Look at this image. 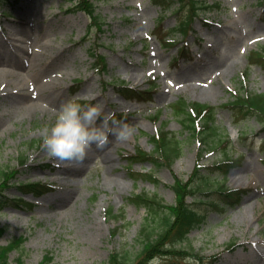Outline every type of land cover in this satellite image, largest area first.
Returning <instances> with one entry per match:
<instances>
[{"label": "rangeland", "instance_id": "obj_1", "mask_svg": "<svg viewBox=\"0 0 264 264\" xmlns=\"http://www.w3.org/2000/svg\"><path fill=\"white\" fill-rule=\"evenodd\" d=\"M91 1L103 24L101 31L95 28L88 33L92 22L89 12L80 9V0H0L1 42L21 45L27 52L39 46L49 52L60 51L52 57L64 52L49 70H40L36 80L29 76L30 82H52L68 100L83 101L84 106L93 105L85 100L96 97L99 102L95 105H101L104 113H112L114 118L124 114L127 120L120 123L135 130L126 142H117L109 135L105 150L113 168L98 156L83 175L76 167H62L58 175L45 181L55 166L44 150L43 139L60 108L28 111L12 106L9 98H0V185L5 180L2 172L19 169L13 178L16 185L4 189L3 194L24 197L32 205L0 211V229H5L0 244L27 238L21 250L9 255L10 262L15 264L23 256L24 264H38L49 252L53 264H111L110 255L118 251L127 255L128 264H140L142 227L156 225L145 207L132 205L129 199L144 193L174 204L175 178L188 179L196 166L199 144L189 137L172 110V104L184 98L217 106V125L224 130L221 137L226 133L232 143L225 152L217 139H210V146L201 147L206 150L202 164L217 165L226 154L234 158L243 155L240 167L225 181L229 190L247 189L248 193L238 194L241 200L237 205L223 203L225 213L208 203H220L218 195H198L196 199L205 200L202 204L189 198L207 218L190 233L188 253L178 260L157 257L149 264H264V125L255 118L236 125L232 112L223 107L245 91L264 93V68L251 66L248 59L252 51L264 47V0H206L218 7L195 22L190 37L176 33L165 40L164 33L178 25L184 12L174 16L171 11H162L156 0ZM161 23L165 31L156 34ZM170 42L178 43L172 46ZM186 43L192 61L179 58V48ZM93 53L106 57L105 71ZM7 68L21 74L29 71L23 62L12 67L0 60V69ZM120 84L144 90L152 87V101L137 104L124 100L116 89ZM161 92L168 97L160 102ZM156 114H160L157 121ZM160 129L177 136L181 155L172 167L135 166L138 171L155 173L159 183L135 180L128 173L124 155L141 146L151 152L150 139ZM94 151L95 146L88 157ZM24 158L26 163L21 165ZM209 177L214 183L221 179ZM33 182L52 189L41 194L20 190L19 183ZM67 190L75 192L60 205L56 197ZM111 209L117 218L109 216Z\"/></svg>", "mask_w": 264, "mask_h": 264}, {"label": "trees", "instance_id": "obj_2", "mask_svg": "<svg viewBox=\"0 0 264 264\" xmlns=\"http://www.w3.org/2000/svg\"><path fill=\"white\" fill-rule=\"evenodd\" d=\"M82 7H85L89 12V15L92 19V26L89 30V33L92 32L94 28L98 30L102 29V22H100L98 16L96 15L94 3L90 0H81ZM183 3V8H190L189 13L193 17L200 14L201 10H206L212 8L208 6L206 2L199 3L198 0H157L156 5H161L162 8L168 10L172 9L171 7L176 3ZM181 30L188 34L190 33V24L189 21H185L180 26ZM181 51L184 55L187 54L185 49L181 48ZM250 64L261 66L264 68V49L262 51L253 52L250 57ZM97 61L106 68L105 58L99 56ZM119 91L126 97H132L135 99H144L150 100L151 94L149 91H137L133 90L126 86H121ZM173 113L178 117L183 124V128L188 129L190 132L189 136L193 139H197L202 142V145H207L209 139L216 137L219 127L216 126V113L215 108L209 105H201L198 103L190 104L186 100H181L172 105ZM227 108L233 112V115L236 118L237 123L239 121H244L249 117H257L258 119L264 121V94L259 95H250L248 98L238 96L237 101L227 104ZM156 120L159 119V114L155 117ZM264 123V122H263ZM155 141V151L152 154L144 151L142 148L137 149L136 154H131L125 156L127 163H129L128 172L135 180H146L151 183L156 182V178L153 174L140 173L134 169V166L138 163L151 162L154 163L157 167H162L164 165H172L175 161V158L180 155V150L178 149L177 140L169 136L168 132L164 130H159L156 136L152 138ZM229 140L220 142V147L225 148L228 146ZM202 153H200V158ZM240 160H234L228 158L225 162L218 163L212 167L204 168L201 164L197 165V168L194 170V174L186 182H183L180 179L175 180V185L173 186L174 193L177 196L175 206L164 205L163 202L157 197L151 198L147 195H137L130 199L131 204H134L138 207H145L148 211V216L153 217V223L156 227H151L150 223L145 224L143 231L140 235L142 241V262L140 264H146L152 261V259L157 258L159 255L168 254L176 256V253L173 250L172 246L178 243L188 241L189 233L199 227L198 225L204 221V214H201L200 210L198 211L190 204L187 203V198L190 195H195V184L197 181H202L208 184L209 175H220L226 177L230 173V169L239 165ZM25 163V161H23ZM201 169L206 171V174H201ZM3 180L0 185V211L6 207L19 206L24 204L26 206H31L30 203L22 199H9L3 195V190L6 187H9L11 183V178L17 174V171L11 170V172H2ZM15 185V183H12ZM200 188V185L196 186ZM22 190L26 192H36V193H45L46 189L43 186L33 184V185H23ZM218 189V188H217ZM215 189V190H217ZM214 190V191H215ZM199 191L210 195L211 192L206 191L203 188H200ZM216 192L223 194L225 197L223 201L225 203H234L235 201L230 200L232 197V192L225 190L223 187H220ZM216 209H219V204H214ZM223 211V209H221ZM113 210L109 211L108 214L112 217H116L113 214ZM5 229H0V240L4 235ZM116 233V232H115ZM26 237H19L14 239V241L8 243L7 245L0 244V264H12L10 262V254L14 251L21 250L25 245ZM183 249V248H180ZM23 256L18 257L15 261V264H24ZM54 258L47 252V255L44 256L43 260L39 264H52ZM141 261V260H140ZM111 264H128L129 258L127 255L123 256L118 251L113 252L110 256Z\"/></svg>", "mask_w": 264, "mask_h": 264}, {"label": "bare ground", "instance_id": "obj_3", "mask_svg": "<svg viewBox=\"0 0 264 264\" xmlns=\"http://www.w3.org/2000/svg\"><path fill=\"white\" fill-rule=\"evenodd\" d=\"M10 32L12 33V31ZM16 39L18 38H13V40ZM34 46L38 47L39 45ZM59 52L60 51L56 50H51L49 52L48 50H45L43 46H39V48L36 49L33 48L31 52H27L21 45L17 47L7 41L6 43L0 41V60L2 62L12 67L16 66L20 62H23L29 68V71L26 74H21L16 70L8 68L0 69V86L4 85V88H0V98H4L5 100L9 98L12 106L28 111H35L38 109L42 111H49L52 108H61L64 103L69 101L67 94L61 92L60 89H58L52 82L39 84L38 82H30L28 80L29 76L32 80H36L40 70H49L53 64L59 62L64 54L63 51H61V55L52 57L53 54ZM50 58V63H47L46 61ZM190 70L192 69L190 68ZM6 92L7 95L4 96L3 94H6ZM167 97L168 96H166L165 92H161L159 95L160 102L165 101ZM98 156H102L105 163H111L112 158L109 157L110 155L106 153L105 149H96L90 157L87 155L83 165L76 167L75 170L79 173V175L85 174ZM109 165L111 168L114 166L113 164ZM55 170L61 169L60 167H56ZM67 171L68 169L66 168L65 172ZM70 189H72V187ZM68 191L69 190L63 191L56 197L57 202L60 201V205H62V203H64V201L68 198H71L75 192V190L74 192L71 190L69 192Z\"/></svg>", "mask_w": 264, "mask_h": 264}, {"label": "clouds", "instance_id": "obj_4", "mask_svg": "<svg viewBox=\"0 0 264 264\" xmlns=\"http://www.w3.org/2000/svg\"><path fill=\"white\" fill-rule=\"evenodd\" d=\"M97 121L101 123L97 125ZM134 131L114 114L104 113L101 105L82 106L69 100L61 106L53 126L45 130L43 147L55 167H78L93 146L98 150L108 146L109 135L117 142H126Z\"/></svg>", "mask_w": 264, "mask_h": 264}]
</instances>
